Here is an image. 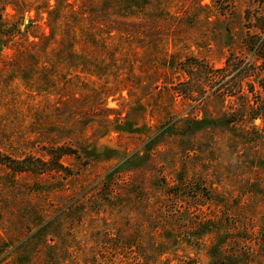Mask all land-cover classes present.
<instances>
[{"label": "rangeland", "instance_id": "rangeland-1", "mask_svg": "<svg viewBox=\"0 0 264 264\" xmlns=\"http://www.w3.org/2000/svg\"><path fill=\"white\" fill-rule=\"evenodd\" d=\"M255 35L264 0H0V149L37 168L0 164V264H264Z\"/></svg>", "mask_w": 264, "mask_h": 264}, {"label": "trees", "instance_id": "trees-1", "mask_svg": "<svg viewBox=\"0 0 264 264\" xmlns=\"http://www.w3.org/2000/svg\"><path fill=\"white\" fill-rule=\"evenodd\" d=\"M252 42V48L254 50V53L259 57L264 59V37L262 36H251V38L248 39V41ZM204 65L202 61H195L194 63H190V64H186L183 67V69L185 70V72H187L188 77L182 82V84H186L189 85V89L193 88L191 94H193L196 91L202 90L201 92H205V88H207L206 85H204V83H201L200 77L202 76V73L204 71ZM239 66H237V58L235 57V54H232L231 56H229L227 58L226 61V65L218 68V69H210L211 71H209L211 74L207 73L208 77L211 75H213V73L215 72H219L217 77L218 78H224L226 76H228L230 73L235 72L236 74L241 73L242 69H238ZM206 69V68H205ZM214 76H216L214 74ZM200 81V85L194 84V81ZM243 83H241L240 87L242 86ZM196 86V88H195ZM182 91V90H180ZM183 92V91H182ZM186 92V91H185ZM193 96V95H190ZM60 156V155H59ZM28 160L30 159H21V158H17L14 157L10 154H7L5 152H3L0 149V164L1 165H5L6 167L12 169L14 172H29V171H33L34 168L33 165L28 164L27 162H29ZM110 259L107 260H103L102 263L100 264H113V262L109 261ZM113 261V260H112Z\"/></svg>", "mask_w": 264, "mask_h": 264}]
</instances>
